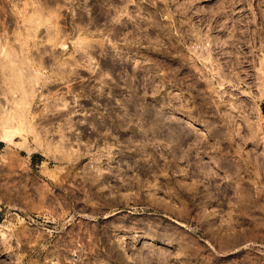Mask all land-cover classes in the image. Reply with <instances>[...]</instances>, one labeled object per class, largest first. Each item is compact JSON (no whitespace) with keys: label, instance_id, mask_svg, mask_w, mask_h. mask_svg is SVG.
Instances as JSON below:
<instances>
[{"label":"rangeland","instance_id":"374dc122","mask_svg":"<svg viewBox=\"0 0 264 264\" xmlns=\"http://www.w3.org/2000/svg\"><path fill=\"white\" fill-rule=\"evenodd\" d=\"M0 38L41 75L0 80V264H264V0H0Z\"/></svg>","mask_w":264,"mask_h":264},{"label":"bare ground","instance_id":"6f19581e","mask_svg":"<svg viewBox=\"0 0 264 264\" xmlns=\"http://www.w3.org/2000/svg\"><path fill=\"white\" fill-rule=\"evenodd\" d=\"M36 8L40 9L39 7H36ZM41 9L43 10V8H41ZM42 10H40V11H42ZM47 13H49V12H47ZM26 17H28V16H26ZM34 19H36V18H34ZM38 22H39V20H38ZM39 24H40V22L37 23V25L35 24L36 28L39 27ZM32 25L33 24H31V26ZM36 30L34 29V31H36ZM34 31H33V33H35ZM50 35L51 34H49V36ZM3 38H0V80L2 81V83H4L3 87L1 86L2 91H3L2 93L9 97V98H7L8 103H13L14 105L17 106L16 110H21V108L24 105H25V107L28 108L27 105L32 104V102H33L32 94L35 92V88H34L36 86L35 83L39 82L38 80H40L41 75L37 74L38 73L37 70H36V72H34L33 65L31 63H29V62H32L33 60L28 62L27 56H25L26 49L24 51V48H23L24 47L23 44H25V42L24 43L22 42L21 45L14 47L13 45L10 44V42L8 43V40L6 41ZM19 39H22V38H19ZM25 89L27 90V93H28V91L30 92V90H31V93H29L30 95L24 91ZM18 92H19L20 96L17 95ZM9 93H12L13 95L9 96L8 95ZM25 94H27V95H25ZM33 96H35V95H33ZM0 105L2 106V107H0V109L4 108V107H5L4 109L7 108L6 104H3L4 105L3 106L1 103ZM25 107H23V110L25 109ZM13 108L15 110V107H13ZM4 109H3V111H4ZM18 112H20V111H17V113H13V114L11 112V114H9L8 116H1L0 117V127H1L0 139L9 145H17L16 138L18 137V135L21 131V126L23 124L21 119H19L20 114H18ZM0 113H1V111H0ZM21 114H23V113L21 112Z\"/></svg>","mask_w":264,"mask_h":264},{"label":"crops","instance_id":"0c3cea01","mask_svg":"<svg viewBox=\"0 0 264 264\" xmlns=\"http://www.w3.org/2000/svg\"><path fill=\"white\" fill-rule=\"evenodd\" d=\"M262 111H264V102H263V104H262Z\"/></svg>","mask_w":264,"mask_h":264}]
</instances>
